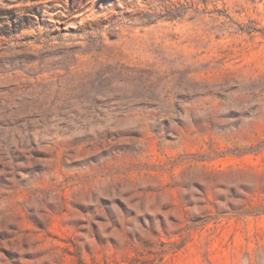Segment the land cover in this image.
Returning <instances> with one entry per match:
<instances>
[{
  "label": "rangeland",
  "instance_id": "obj_1",
  "mask_svg": "<svg viewBox=\"0 0 264 264\" xmlns=\"http://www.w3.org/2000/svg\"><path fill=\"white\" fill-rule=\"evenodd\" d=\"M0 264H264V0H0Z\"/></svg>",
  "mask_w": 264,
  "mask_h": 264
}]
</instances>
